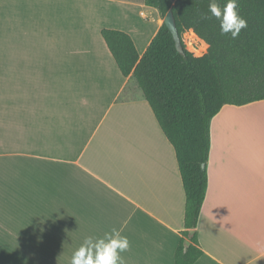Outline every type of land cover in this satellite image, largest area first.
Returning <instances> with one entry per match:
<instances>
[{
    "label": "crops",
    "instance_id": "crops-1",
    "mask_svg": "<svg viewBox=\"0 0 264 264\" xmlns=\"http://www.w3.org/2000/svg\"><path fill=\"white\" fill-rule=\"evenodd\" d=\"M161 24L144 0H0V264H70L112 228L124 264L174 263L175 152L100 33L142 56ZM206 170L193 264H264V100L212 117Z\"/></svg>",
    "mask_w": 264,
    "mask_h": 264
},
{
    "label": "trees",
    "instance_id": "trees-1",
    "mask_svg": "<svg viewBox=\"0 0 264 264\" xmlns=\"http://www.w3.org/2000/svg\"><path fill=\"white\" fill-rule=\"evenodd\" d=\"M144 2L161 18L172 10L183 53L164 23L142 56L127 33L107 28L100 33L121 74L136 81L174 149L185 203L173 264H193L202 254L196 226L207 189L210 121L225 104L264 100V0H237L247 27L236 39L221 35L219 21L209 11L212 0ZM215 2L223 8L227 0ZM186 31L207 44L202 55L185 48Z\"/></svg>",
    "mask_w": 264,
    "mask_h": 264
},
{
    "label": "clouds",
    "instance_id": "clouds-1",
    "mask_svg": "<svg viewBox=\"0 0 264 264\" xmlns=\"http://www.w3.org/2000/svg\"><path fill=\"white\" fill-rule=\"evenodd\" d=\"M209 11L219 21L221 35L230 33L231 38L236 39L241 30L247 27V21L237 11V0H227L223 8L212 0ZM129 248L128 238L122 236L120 230L112 228L103 237H86L73 252L70 264H124L120 254L127 252Z\"/></svg>",
    "mask_w": 264,
    "mask_h": 264
},
{
    "label": "water",
    "instance_id": "water-1",
    "mask_svg": "<svg viewBox=\"0 0 264 264\" xmlns=\"http://www.w3.org/2000/svg\"><path fill=\"white\" fill-rule=\"evenodd\" d=\"M162 23H164L167 28L169 29V31L171 32L174 42H175V46L176 49L180 52L183 53V47L182 44L180 42V38L177 32V28L175 25V20H174V16L172 13V10H168V12L164 15V17L162 18ZM201 167L204 168V164H201Z\"/></svg>",
    "mask_w": 264,
    "mask_h": 264
},
{
    "label": "built area",
    "instance_id": "built-area-1",
    "mask_svg": "<svg viewBox=\"0 0 264 264\" xmlns=\"http://www.w3.org/2000/svg\"><path fill=\"white\" fill-rule=\"evenodd\" d=\"M187 35L189 37L190 40H188V42L185 41V37L183 36V43L185 45V48L191 52H193L194 54L197 55L198 49H201L202 46L204 45V51H206L205 49H207V44L201 40L200 38H198L193 32L191 31H186L183 35ZM201 45V46H200ZM203 51V52H204ZM200 56V55H198Z\"/></svg>",
    "mask_w": 264,
    "mask_h": 264
},
{
    "label": "rangeland",
    "instance_id": "rangeland-1",
    "mask_svg": "<svg viewBox=\"0 0 264 264\" xmlns=\"http://www.w3.org/2000/svg\"><path fill=\"white\" fill-rule=\"evenodd\" d=\"M161 20H162V18H161ZM183 36L185 37L184 39H185L186 42H188V40H190L189 37H188L186 34L183 35ZM200 46H201V45H200ZM205 50H206V49H205ZM203 51H204V45L202 46L201 49H198L197 55H202V54L205 52V51H204V52H203ZM127 96H128V94H127L126 91H125V92L122 94V97H127ZM242 115H244L243 112H241V114L238 115V118H241ZM244 116H245V115H244ZM245 119H246V122H247V123H248L249 119H251V121L254 122L253 119H252V115H251V116H248L247 113H246V118H245Z\"/></svg>",
    "mask_w": 264,
    "mask_h": 264
}]
</instances>
